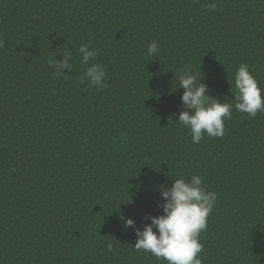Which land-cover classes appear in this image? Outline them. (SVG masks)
Segmentation results:
<instances>
[{"label": "trees", "instance_id": "1", "mask_svg": "<svg viewBox=\"0 0 264 264\" xmlns=\"http://www.w3.org/2000/svg\"><path fill=\"white\" fill-rule=\"evenodd\" d=\"M0 38V264H168L124 221L162 215L161 186L191 175L218 194L202 264H264V112L233 107L199 143L177 123L186 66L221 102L241 63L264 88V0H0ZM66 48L73 70L56 77Z\"/></svg>", "mask_w": 264, "mask_h": 264}, {"label": "clouds", "instance_id": "2", "mask_svg": "<svg viewBox=\"0 0 264 264\" xmlns=\"http://www.w3.org/2000/svg\"><path fill=\"white\" fill-rule=\"evenodd\" d=\"M197 2V0H194ZM215 11L217 5L206 6ZM5 41L0 38V48ZM159 44L153 40L148 46V56H155ZM62 59H49L48 64L54 69L56 77L66 76L73 70L75 59L70 49H64ZM82 64L88 65L98 55L97 50L88 44H81L76 53ZM106 69L96 63L90 64L85 72V79L99 89L106 87ZM178 89H183L181 97L184 109L179 113L178 124L190 130L192 141L199 143L205 134L209 137H222L225 121L231 119L232 109L256 117L264 112V88L246 63H241L235 74L234 105L221 102L218 97L207 95L209 86L198 80L189 66L178 77ZM163 214L150 217V223L143 228L136 227L134 218L124 221L125 227H133L137 241L134 248L145 251L156 258H163L168 264H202L199 254L203 250L200 234L207 229L208 217L217 202V193L209 191L203 177L191 175L190 179L174 178L170 187L160 188ZM111 248V245H109Z\"/></svg>", "mask_w": 264, "mask_h": 264}]
</instances>
